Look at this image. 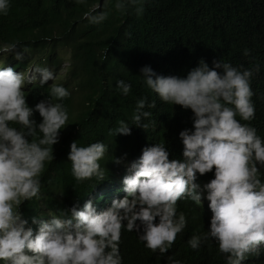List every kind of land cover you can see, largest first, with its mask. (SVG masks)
<instances>
[{"label": "clouds", "instance_id": "obj_1", "mask_svg": "<svg viewBox=\"0 0 264 264\" xmlns=\"http://www.w3.org/2000/svg\"><path fill=\"white\" fill-rule=\"evenodd\" d=\"M74 2L84 5L87 0ZM107 3L97 0L82 18L90 25L102 24L108 18ZM136 3L115 0L114 7L124 12ZM9 8L10 0H0V15H7ZM143 11L142 4L135 8L137 15ZM0 55L23 58L15 42L0 45ZM39 72L41 85L56 79L47 68ZM258 72L259 66L238 68L221 59L211 67L201 59L184 76H165L151 66L142 67L139 76L147 89L162 103L192 114L191 128L178 134L181 157L170 159L165 144L146 145L126 166L119 186L124 196H113L116 199L104 210L94 206V197L60 215L48 212L47 220L33 217L37 226L33 229L20 207L41 198L45 164L54 159V145L69 120L62 101L71 93L52 83L49 96L30 106L24 89L35 77L11 66L0 67V264H124L122 230L136 232L145 248L165 254L187 226L186 215L177 212L179 200L197 205L207 201L211 214L209 228L187 240L191 249L214 241L225 264H244L248 256H258L264 251V138L250 123L255 118L251 80ZM115 89L127 96L132 85L119 79ZM155 107L156 102L146 96L137 99L131 123L118 120L108 135L130 136L133 126L147 129L145 121L152 112L146 109ZM69 147L67 161L78 183L94 177L104 180L100 161L109 145L73 141ZM126 156L113 162L121 164ZM209 173L213 178L201 185L199 179ZM115 190L108 186L102 191ZM171 264L183 262L177 259Z\"/></svg>", "mask_w": 264, "mask_h": 264}, {"label": "trees", "instance_id": "obj_2", "mask_svg": "<svg viewBox=\"0 0 264 264\" xmlns=\"http://www.w3.org/2000/svg\"><path fill=\"white\" fill-rule=\"evenodd\" d=\"M95 2L87 0L80 5L74 0H10L8 14L0 15V45L15 42L23 57L18 61L0 55L1 66L27 71L37 59L59 68L63 63L59 51L67 49L70 53L67 77L56 82L71 93L62 101L69 120L61 130L60 142L54 145V159L45 164L41 198L25 201L20 207L33 229L37 227L32 224L33 217L43 219L48 211L60 215L76 204L82 207L108 186L116 190L95 199L98 210L106 209L109 195L124 196L119 188L126 174L123 166L138 157L146 145L165 144L170 159L181 157L178 134L191 128L192 114L178 105L162 103L144 86L139 75L146 65L165 76H184L201 59L210 67L220 59L238 68L259 66L251 80L255 118L250 123L264 138V0H137L124 12L115 9V0H108L107 20L90 25L82 17ZM141 4L144 11L137 15L135 8ZM119 79L132 85L129 95L116 91ZM51 84L38 82L24 89L27 103L34 106L48 97ZM145 96L149 102H156L155 108L146 109L152 112L145 121L149 127L133 126L130 136H109L108 130L116 127L118 120L131 123L137 99ZM35 119L40 122L38 113ZM73 141L81 145L103 141L109 145V152L100 161L105 171L103 181L94 177L78 183L72 177L67 154ZM125 154L123 163L113 162ZM211 178L209 173L198 182L203 185ZM207 205L191 200L177 202V212L186 215L187 226L165 254L145 248L136 232L122 230L120 253L124 264H171L177 259L183 264H225L214 241L202 243L197 250L187 244L192 235L209 228ZM244 264H264V251L248 256Z\"/></svg>", "mask_w": 264, "mask_h": 264}, {"label": "rangeland", "instance_id": "obj_3", "mask_svg": "<svg viewBox=\"0 0 264 264\" xmlns=\"http://www.w3.org/2000/svg\"><path fill=\"white\" fill-rule=\"evenodd\" d=\"M59 55H60V57L63 60V63H62V65L59 68H56V67H54V66L46 63L45 61L39 62L36 59L35 62H34V64L27 71H20V72L24 73L26 77H29V76L35 77V79L33 80V82L31 84L27 85L25 89H27L32 84H35V83H38L39 82V78H40V72H39V70L44 69V68H47V69L51 70L55 74V76H56L55 81H48L47 83H56V82H62V81H64V79L67 77V70H68V67H69V64H70V62H69V56H70L69 50H67V49H61L59 51ZM1 65H2V62H0V67H3ZM126 166L127 165L123 166V167H125V170H126ZM106 193H108V192L106 191ZM103 195H105V191H102L99 195L96 196V198H98L100 196H103ZM114 198L115 197H113V196H109L108 197V200H107L106 206H105L106 208L110 206L111 201ZM119 198H121V195H119L118 199ZM202 203L208 204L207 201H203ZM48 212H51V211H48ZM48 212H47V216L45 217L46 220L47 219H50V217H48Z\"/></svg>", "mask_w": 264, "mask_h": 264}]
</instances>
